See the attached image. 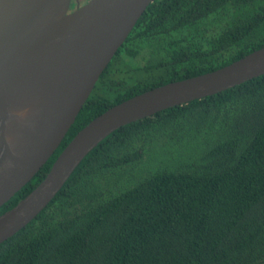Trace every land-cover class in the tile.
Returning <instances> with one entry per match:
<instances>
[{
    "label": "trees",
    "instance_id": "trees-1",
    "mask_svg": "<svg viewBox=\"0 0 264 264\" xmlns=\"http://www.w3.org/2000/svg\"><path fill=\"white\" fill-rule=\"evenodd\" d=\"M262 47L264 0H154L0 216L109 108ZM0 264H264V74L114 131L0 244Z\"/></svg>",
    "mask_w": 264,
    "mask_h": 264
},
{
    "label": "water",
    "instance_id": "water-1",
    "mask_svg": "<svg viewBox=\"0 0 264 264\" xmlns=\"http://www.w3.org/2000/svg\"><path fill=\"white\" fill-rule=\"evenodd\" d=\"M154 0H0V208L59 148L99 78ZM264 74V47L215 71L117 104L86 125L46 178L0 216V244L30 224L117 129Z\"/></svg>",
    "mask_w": 264,
    "mask_h": 264
},
{
    "label": "rangeland",
    "instance_id": "rangeland-1",
    "mask_svg": "<svg viewBox=\"0 0 264 264\" xmlns=\"http://www.w3.org/2000/svg\"><path fill=\"white\" fill-rule=\"evenodd\" d=\"M81 1L88 2L89 0H76L75 3H74L75 6H76V5H80ZM72 9H73V8H72V6H71V10H72Z\"/></svg>",
    "mask_w": 264,
    "mask_h": 264
},
{
    "label": "flooded vegetation",
    "instance_id": "flooded-vegetation-1",
    "mask_svg": "<svg viewBox=\"0 0 264 264\" xmlns=\"http://www.w3.org/2000/svg\"><path fill=\"white\" fill-rule=\"evenodd\" d=\"M85 3H87V2L81 1L80 5H76V9H77L79 6L84 5ZM72 4H73V3H72ZM74 9H75V8H74ZM72 11H73V9H72Z\"/></svg>",
    "mask_w": 264,
    "mask_h": 264
}]
</instances>
